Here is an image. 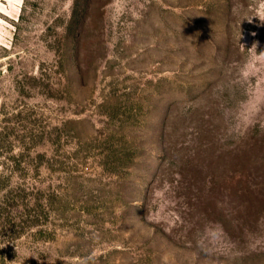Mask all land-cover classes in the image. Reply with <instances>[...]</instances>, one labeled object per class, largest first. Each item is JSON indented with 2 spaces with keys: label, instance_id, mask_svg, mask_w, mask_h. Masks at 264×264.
Instances as JSON below:
<instances>
[{
  "label": "rangeland",
  "instance_id": "rangeland-1",
  "mask_svg": "<svg viewBox=\"0 0 264 264\" xmlns=\"http://www.w3.org/2000/svg\"><path fill=\"white\" fill-rule=\"evenodd\" d=\"M0 264H264V0H0Z\"/></svg>",
  "mask_w": 264,
  "mask_h": 264
}]
</instances>
